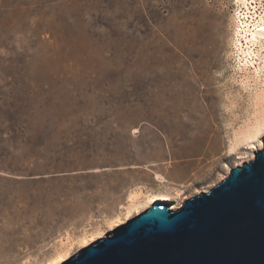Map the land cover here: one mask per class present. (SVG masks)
I'll list each match as a JSON object with an SVG mask.
<instances>
[{"label": "rangeland", "instance_id": "374dc122", "mask_svg": "<svg viewBox=\"0 0 264 264\" xmlns=\"http://www.w3.org/2000/svg\"><path fill=\"white\" fill-rule=\"evenodd\" d=\"M242 8L0 0V264H57L138 215L132 192L176 209L250 159L256 143L230 150L251 113L231 43Z\"/></svg>", "mask_w": 264, "mask_h": 264}, {"label": "water", "instance_id": "95a60500", "mask_svg": "<svg viewBox=\"0 0 264 264\" xmlns=\"http://www.w3.org/2000/svg\"><path fill=\"white\" fill-rule=\"evenodd\" d=\"M253 158L178 208L155 200L59 264H264V137Z\"/></svg>", "mask_w": 264, "mask_h": 264}, {"label": "bare ground", "instance_id": "6f19581e", "mask_svg": "<svg viewBox=\"0 0 264 264\" xmlns=\"http://www.w3.org/2000/svg\"><path fill=\"white\" fill-rule=\"evenodd\" d=\"M248 1L250 0H236V2L243 6L242 9L246 11L241 12L243 17L237 16V23L234 26L231 43L235 51L232 54L235 56L237 63L236 70L240 73L241 86L248 92L250 98L251 113L243 125L234 133V142L230 150H235L240 145H245L247 148L249 146L254 147L255 143L258 146L255 150H259L262 148L261 136L264 132V16H259L258 20L254 22L251 21L248 15ZM143 67L145 69V63H143ZM144 103H147L145 97L142 99V104ZM254 151L250 159L253 158ZM155 178L159 183H167V180L162 175L157 174ZM170 197L169 193L150 194L148 192L135 191L128 197L129 205L127 210L135 208L138 204H143V210H145L155 200L162 199L168 201L171 200ZM143 210H140V212ZM61 262L62 260L57 262V264Z\"/></svg>", "mask_w": 264, "mask_h": 264}]
</instances>
